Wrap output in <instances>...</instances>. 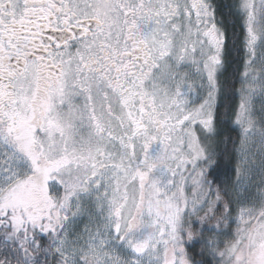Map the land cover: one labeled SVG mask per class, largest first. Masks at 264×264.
<instances>
[{
    "label": "snow or ice",
    "instance_id": "snow-or-ice-1",
    "mask_svg": "<svg viewBox=\"0 0 264 264\" xmlns=\"http://www.w3.org/2000/svg\"><path fill=\"white\" fill-rule=\"evenodd\" d=\"M0 264H264V0H0Z\"/></svg>",
    "mask_w": 264,
    "mask_h": 264
}]
</instances>
